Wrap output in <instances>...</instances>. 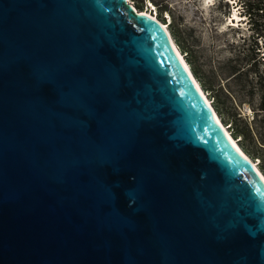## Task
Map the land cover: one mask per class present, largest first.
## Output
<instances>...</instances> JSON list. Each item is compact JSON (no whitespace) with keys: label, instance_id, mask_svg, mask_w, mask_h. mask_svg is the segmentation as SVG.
<instances>
[{"label":"water","instance_id":"1","mask_svg":"<svg viewBox=\"0 0 264 264\" xmlns=\"http://www.w3.org/2000/svg\"><path fill=\"white\" fill-rule=\"evenodd\" d=\"M0 264H264V181L126 0H0Z\"/></svg>","mask_w":264,"mask_h":264},{"label":"rangeland","instance_id":"2","mask_svg":"<svg viewBox=\"0 0 264 264\" xmlns=\"http://www.w3.org/2000/svg\"><path fill=\"white\" fill-rule=\"evenodd\" d=\"M131 2L137 10L148 11V4H152L154 13L169 16L172 38L178 48L188 52L184 58L201 88L211 98L216 97L212 105L221 121H230L237 111L242 117L240 126L254 127L256 135H242L238 144L252 160L259 159L258 167L264 174V150L258 148L257 141L264 140V95L256 82V74L264 76V0H243L246 6L235 5L237 13L247 7L248 15H244L250 22L234 28L227 25L230 2L224 0Z\"/></svg>","mask_w":264,"mask_h":264},{"label":"bare ground","instance_id":"3","mask_svg":"<svg viewBox=\"0 0 264 264\" xmlns=\"http://www.w3.org/2000/svg\"><path fill=\"white\" fill-rule=\"evenodd\" d=\"M130 6L136 11L139 12L142 16H145L146 18H148L150 21H152L157 29L159 30L160 34L162 35V37L164 38V40L167 42V44L171 47V49L173 50V52L176 54L177 58L179 59V61L181 62L182 66L184 67L185 71L187 72L188 76H190V78L192 79V82H194L196 88L198 89V91L200 92V94L202 95V97L204 98V100L206 101L207 105L209 106L212 115L214 117V120L217 122L218 126L221 128V130L224 132V134L226 135V137L232 142V144H234V146L237 147V149L240 151V153L244 156V158L250 163V165L254 168V170L258 173V175L262 178V180L264 181V174L263 172L259 169L258 167V163L257 161H254V159L252 160L249 156L248 153H246L245 151L242 150V148L239 146L238 141H236L231 132L229 131L228 128H226L223 125V122L221 121L219 115L217 114L216 110L214 109L209 97L206 95L205 91H203V89L201 88L200 84L198 83L196 77L194 76L190 66L188 65L186 59L184 58L182 54V52L179 50L178 46L175 44L172 35L169 31V28L155 15L152 14V12H150L149 10H137L136 7L133 5V3L131 2V0H126ZM209 2H212L213 0H208ZM207 2V0H206ZM233 16H235V20H238L237 14L235 12H233ZM228 27V26H227Z\"/></svg>","mask_w":264,"mask_h":264},{"label":"trees","instance_id":"4","mask_svg":"<svg viewBox=\"0 0 264 264\" xmlns=\"http://www.w3.org/2000/svg\"><path fill=\"white\" fill-rule=\"evenodd\" d=\"M240 2L242 3L241 5L246 6L245 3L243 2V0H240ZM243 8H244L243 14L248 15L247 7H243ZM157 16H158V18H160V20H163L164 19V17H163L164 15L159 16L157 14ZM247 22L249 23L250 20H248ZM179 50L184 54V56H186L188 54L187 51L182 50L180 47H179ZM188 65L190 66V63L189 62H188ZM190 68H191V66H190ZM256 78H257L256 82L263 89V95H264V76H263L262 73L261 74H256ZM203 90L206 91V93H207V90H205V89H203ZM207 95H208L209 99L211 100V103H212V100H215V98H216V97L211 98L208 93H207ZM216 108H217L218 111L220 110L217 105H216ZM238 114H239V112L234 111L232 113V115H231L230 121H225L223 123L224 124H228V127H229V130H230L231 134H232V130H235V135H233V134L232 135H233L234 138L238 139V142H240L242 140V135L243 136L250 135L253 138V135H256V131L254 130V127L253 126H250V125L249 126L246 125L244 127L243 126H240L239 120H242V117H241V115H238ZM232 125H233V129L231 130L230 128L232 127ZM257 141H258V144H259L258 148L260 150H264V140L257 139ZM241 148H242L243 151H245L242 146H241ZM253 159H256V161H258V164H259V159L258 158H253ZM262 168H264V164L262 165Z\"/></svg>","mask_w":264,"mask_h":264}]
</instances>
